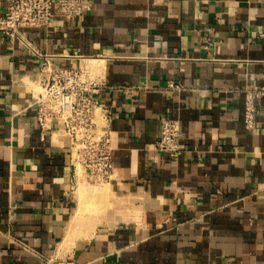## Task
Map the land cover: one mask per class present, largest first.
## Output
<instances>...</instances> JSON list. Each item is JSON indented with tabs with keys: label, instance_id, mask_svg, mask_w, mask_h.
I'll use <instances>...</instances> for the list:
<instances>
[{
	"label": "crops",
	"instance_id": "obj_1",
	"mask_svg": "<svg viewBox=\"0 0 264 264\" xmlns=\"http://www.w3.org/2000/svg\"><path fill=\"white\" fill-rule=\"evenodd\" d=\"M86 3L0 36V264H264V97L244 123L245 90L264 87V0ZM43 55L103 77L105 185L38 123ZM164 116L181 124L177 158L158 148Z\"/></svg>",
	"mask_w": 264,
	"mask_h": 264
},
{
	"label": "built area",
	"instance_id": "obj_2",
	"mask_svg": "<svg viewBox=\"0 0 264 264\" xmlns=\"http://www.w3.org/2000/svg\"><path fill=\"white\" fill-rule=\"evenodd\" d=\"M88 9L86 0H9L0 17V36L24 39V29L48 28L56 15L77 19ZM38 94L35 96L37 120L42 129L54 122L70 139L75 168H80L94 185H105L112 177L111 110L103 107L95 95L105 83L100 73L87 68H66L52 56L43 55ZM244 123L247 130L256 126L257 103L264 87L245 90ZM101 119V122L99 120ZM158 148L173 157L183 153L181 124L168 116L160 119Z\"/></svg>",
	"mask_w": 264,
	"mask_h": 264
}]
</instances>
